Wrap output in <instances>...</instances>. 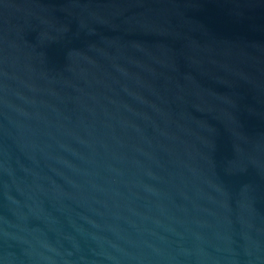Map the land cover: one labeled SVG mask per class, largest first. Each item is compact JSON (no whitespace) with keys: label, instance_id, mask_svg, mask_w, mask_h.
Wrapping results in <instances>:
<instances>
[{"label":"water","instance_id":"95a60500","mask_svg":"<svg viewBox=\"0 0 264 264\" xmlns=\"http://www.w3.org/2000/svg\"><path fill=\"white\" fill-rule=\"evenodd\" d=\"M0 264H264V0H0Z\"/></svg>","mask_w":264,"mask_h":264}]
</instances>
